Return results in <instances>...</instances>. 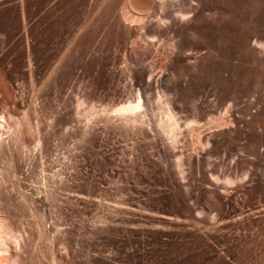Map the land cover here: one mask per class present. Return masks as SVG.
Returning a JSON list of instances; mask_svg holds the SVG:
<instances>
[{
    "label": "rangeland",
    "instance_id": "rangeland-1",
    "mask_svg": "<svg viewBox=\"0 0 264 264\" xmlns=\"http://www.w3.org/2000/svg\"><path fill=\"white\" fill-rule=\"evenodd\" d=\"M114 1L0 0V203L12 201L0 218L17 237L7 238L9 255L18 264H264V211L237 219L248 206L232 193L221 219L207 194L190 211L208 174L188 166L195 196L184 201L149 139L101 119L133 81ZM92 102L96 113L85 115Z\"/></svg>",
    "mask_w": 264,
    "mask_h": 264
},
{
    "label": "bare ground",
    "instance_id": "bare-ground-1",
    "mask_svg": "<svg viewBox=\"0 0 264 264\" xmlns=\"http://www.w3.org/2000/svg\"><path fill=\"white\" fill-rule=\"evenodd\" d=\"M115 1L112 4L117 6L119 0ZM121 1L117 7L120 19L116 20L123 22L130 35L132 51L124 62L133 81L127 96L112 100L103 108L100 105V112H104L102 115L106 118L98 115L99 118L108 120L105 122L120 131L130 130L149 139L174 177L184 201L195 196L192 184L184 180L188 166L208 174L204 182L210 188L201 187L196 202L191 200L188 204L190 211L196 210L197 201L207 194L215 199L216 214L212 218L221 219L227 205L225 198L230 193L241 197L240 202L248 206L249 213H239L237 219L249 220L255 210L264 211V167L258 169L264 163V0ZM85 107L86 114L82 115L90 113L91 116L93 110L96 113V105ZM26 132L22 133V138ZM24 142L21 144L25 145ZM3 143L5 141L0 139V152H4ZM255 195L262 197L258 206L251 203ZM3 200L0 204H4ZM7 206V209L13 207ZM4 222L0 218V245L9 244L7 238L10 233L14 234L13 228L11 230ZM31 239L29 243L34 241ZM7 246L6 249L0 247V264H18L17 259H21L17 258L18 253L9 255ZM28 251L30 255L33 253ZM29 261L25 260L26 264H30Z\"/></svg>",
    "mask_w": 264,
    "mask_h": 264
}]
</instances>
